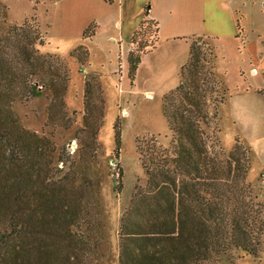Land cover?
Instances as JSON below:
<instances>
[{
    "label": "trees",
    "instance_id": "trees-1",
    "mask_svg": "<svg viewBox=\"0 0 264 264\" xmlns=\"http://www.w3.org/2000/svg\"><path fill=\"white\" fill-rule=\"evenodd\" d=\"M150 6L132 39V84L144 57L160 42L159 22L148 18ZM6 13L0 0V264H107L93 211L100 207L98 198L69 171L58 175L56 147L24 127L13 107L16 99L38 94V75L54 91V102L64 101L67 71L37 50L44 43L38 27L25 23L5 31ZM97 28L89 25L84 37ZM202 59L193 40L181 82L164 96L172 143L158 144L153 136L146 148L139 146L148 182L137 187L122 215L120 264H211L232 250L256 258L263 252L264 202L249 180L250 165L234 164V154L217 160L208 146ZM86 85L89 93L91 81ZM59 160L65 161L61 155Z\"/></svg>",
    "mask_w": 264,
    "mask_h": 264
},
{
    "label": "rangeland",
    "instance_id": "rangeland-1",
    "mask_svg": "<svg viewBox=\"0 0 264 264\" xmlns=\"http://www.w3.org/2000/svg\"><path fill=\"white\" fill-rule=\"evenodd\" d=\"M1 3L7 8L1 19L4 30L25 23L38 27L44 43L37 44V50L52 57L55 66L63 65L68 74L64 101L54 102V91L38 75L34 77L38 94L16 99L13 107L24 127L48 138L56 147L54 166L58 175L69 171L84 183L89 195L98 198L100 207L93 211H98L97 225L106 242L107 264H120L122 215L137 187L148 182L139 146L146 148V140L153 136L158 144L172 143L173 132L164 115L160 92L175 80L136 78L132 84L129 54L122 59L118 46L103 35L92 44L84 42L88 26L81 28L82 8L72 0ZM193 40L204 57L200 76L208 96L210 123L205 132L210 152L220 161L234 154V164L250 165L249 180L264 202V97L252 91L264 87V79L261 75L251 78L248 67L243 74L233 54L226 56L224 48L217 53L209 38ZM87 80L92 83L89 93ZM60 155L64 162L59 160ZM111 160L117 162V169ZM245 193L249 199L251 193ZM211 264H264V248L259 258L232 250Z\"/></svg>",
    "mask_w": 264,
    "mask_h": 264
},
{
    "label": "crops",
    "instance_id": "crops-1",
    "mask_svg": "<svg viewBox=\"0 0 264 264\" xmlns=\"http://www.w3.org/2000/svg\"><path fill=\"white\" fill-rule=\"evenodd\" d=\"M72 1L82 8V29L94 22L98 24L96 34L83 41L92 44L103 35L118 46V55L124 59L146 16V7L151 4L148 18L159 22L160 42L144 57L137 79H174L171 87L160 92L161 96L181 82V71L189 60L194 37L209 38L217 53L224 48L226 56L233 54L243 74L248 67L251 78L261 75L264 79V0ZM263 90L264 87L252 89L260 97H264Z\"/></svg>",
    "mask_w": 264,
    "mask_h": 264
},
{
    "label": "built area",
    "instance_id": "built-area-1",
    "mask_svg": "<svg viewBox=\"0 0 264 264\" xmlns=\"http://www.w3.org/2000/svg\"><path fill=\"white\" fill-rule=\"evenodd\" d=\"M110 163L112 164V166H113L114 169H117V167H118L117 162H115L114 160H111Z\"/></svg>",
    "mask_w": 264,
    "mask_h": 264
}]
</instances>
